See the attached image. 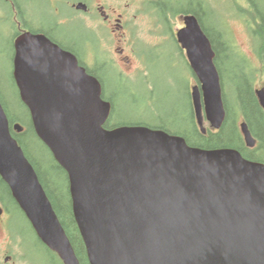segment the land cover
<instances>
[{
    "label": "water",
    "instance_id": "water-1",
    "mask_svg": "<svg viewBox=\"0 0 264 264\" xmlns=\"http://www.w3.org/2000/svg\"><path fill=\"white\" fill-rule=\"evenodd\" d=\"M185 21L178 41L200 83L193 99L205 133L202 99L219 129L223 91L210 40L195 17ZM14 76L39 138L68 173L89 264H264L263 164L148 127L104 129L111 105L99 82L44 36L16 41ZM257 93L264 106V89ZM242 131L254 147L247 124ZM0 176L39 239L80 264L1 102Z\"/></svg>",
    "mask_w": 264,
    "mask_h": 264
},
{
    "label": "flooded vegetation",
    "instance_id": "flooded-vegetation-1",
    "mask_svg": "<svg viewBox=\"0 0 264 264\" xmlns=\"http://www.w3.org/2000/svg\"><path fill=\"white\" fill-rule=\"evenodd\" d=\"M14 9L22 6L39 7L46 0H0ZM54 8V20L48 27L29 28L36 33L46 35L51 41L75 54L80 65L98 78L102 85L109 80V70L124 68L130 63L125 57L128 39L135 34H152L154 26L160 32H169L174 37L184 28L185 18L194 16L203 31L212 40L216 53V62L227 70H232V83L244 81L247 86H264V0H186L191 12L181 13L184 7L179 0H48ZM67 6L74 16L87 20L88 27L84 36H79L71 28L70 16H64L59 6ZM84 7L79 9L78 6ZM151 12L147 14L146 8ZM190 10V9H188ZM21 13L20 9L18 10ZM16 13V12H15ZM24 16L31 20V13L24 11ZM41 24V23H39ZM144 24V26H141ZM87 50L93 56L91 65L87 64L80 52ZM98 56L96 55V53ZM129 56V55H128ZM100 57V61H95ZM98 64V66L96 65ZM238 77V78H236ZM0 206L5 204L0 200ZM0 215V226L8 230V216ZM49 264H59L56 256L48 255ZM61 264V263H60Z\"/></svg>",
    "mask_w": 264,
    "mask_h": 264
},
{
    "label": "rangeland",
    "instance_id": "rangeland-1",
    "mask_svg": "<svg viewBox=\"0 0 264 264\" xmlns=\"http://www.w3.org/2000/svg\"><path fill=\"white\" fill-rule=\"evenodd\" d=\"M44 7V6H43ZM41 8V17L45 16L50 8ZM4 9H8L4 8ZM64 13L73 12L69 7L63 8ZM87 23V20H84ZM74 25V24H70ZM141 26H144L142 24ZM156 35L160 38L157 48L148 51L146 54V64L144 68L132 77L131 81H126L122 86L110 83L108 90L105 88V97H109L118 104L120 115L114 120L116 122H136L144 123L151 127L167 126L173 131H185L189 134L193 131V116L191 109V98L189 86L193 84V74L186 64L181 52L177 49L169 32H160L154 24ZM141 40L149 47L148 43L155 44L158 39L151 35H142ZM141 49L143 46L140 45ZM125 57H130V63L126 66L130 72H135L140 68V60L133 56L132 48L126 46ZM12 41L9 34L4 33L0 26V84L3 94L14 109L12 113L17 117L28 120V114L24 109L16 107L17 93L12 87ZM129 55V56H128ZM233 72L230 76L233 78ZM238 85V83H232ZM247 86V85H246ZM260 89V86H256ZM234 87L229 90L230 96L234 97ZM122 112V113H121ZM241 123V121H238ZM208 126V123H206ZM13 210H15L12 207ZM11 226L15 233L18 232L19 239L13 240V235L5 231L4 226H0V264H5L6 255L11 256L10 264H49L46 260L48 254H52L41 247L36 240L33 230L29 224L12 217ZM17 239V238H16ZM20 243V245H19ZM7 252V253H6Z\"/></svg>",
    "mask_w": 264,
    "mask_h": 264
},
{
    "label": "trees",
    "instance_id": "trees-1",
    "mask_svg": "<svg viewBox=\"0 0 264 264\" xmlns=\"http://www.w3.org/2000/svg\"><path fill=\"white\" fill-rule=\"evenodd\" d=\"M184 9L185 10L181 13L188 14L191 12L192 8L187 6V9L185 7ZM3 23L5 22L0 23L1 27L4 26ZM1 89L2 87L0 84V93L3 97L4 94ZM234 90L238 98L236 108L235 110L232 108L228 110L225 124L219 132H210L208 135L202 136L201 134H197V129L195 126H193V137L184 131L177 132V134L183 136L192 146H198L206 149L234 148L241 152L242 155L248 159L264 162V113L257 101V98L254 95V91L250 86H246L244 81L239 80L238 85H234ZM1 101L10 121L15 120L11 114V109L15 108L13 107L15 105H7L8 103L5 96ZM17 101L18 103L16 107L18 109L25 110L19 98H17ZM237 111H240L242 117H245L250 129L259 139L260 145L258 148L249 150L245 147L237 124L238 114L235 113ZM117 115H120L118 104L113 103L111 116L112 119L108 125L109 128H116L122 125L131 124V122L125 123L124 121L116 123L114 119L117 117ZM159 128L169 131L167 126ZM15 138L18 140L19 145L22 147L26 157L37 172L40 182L42 183L50 201L52 202L53 208L57 213L64 229L66 230L74 246L76 254L81 261V264H89L72 211L67 174L54 160L49 149L38 139L31 125L24 134L16 135ZM0 200L4 202L6 208L14 218H17L19 221H23L25 224H27L25 215L14 202V199L9 192L8 186L1 179ZM12 207L15 210H13Z\"/></svg>",
    "mask_w": 264,
    "mask_h": 264
}]
</instances>
